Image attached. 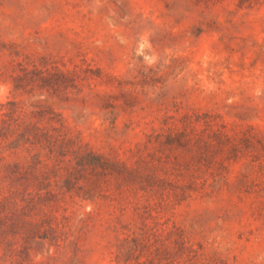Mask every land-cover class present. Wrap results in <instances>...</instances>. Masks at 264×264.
Listing matches in <instances>:
<instances>
[{"label":"rangeland","instance_id":"374dc122","mask_svg":"<svg viewBox=\"0 0 264 264\" xmlns=\"http://www.w3.org/2000/svg\"><path fill=\"white\" fill-rule=\"evenodd\" d=\"M0 264H264V0H0Z\"/></svg>","mask_w":264,"mask_h":264}]
</instances>
